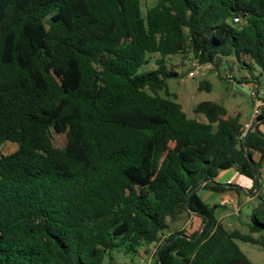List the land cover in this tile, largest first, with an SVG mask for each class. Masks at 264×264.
<instances>
[{
  "label": "trees",
  "instance_id": "obj_1",
  "mask_svg": "<svg viewBox=\"0 0 264 264\" xmlns=\"http://www.w3.org/2000/svg\"><path fill=\"white\" fill-rule=\"evenodd\" d=\"M179 54L211 70L235 58L251 76L233 79L264 88V0H157L145 13L142 0H0V149L17 145L0 153V264H116L113 251L149 246L156 264H253L237 241L264 248V122L241 139L239 114L204 101L188 117L158 95ZM230 168L259 199L246 223L258 239L228 232L198 196L224 192L215 179Z\"/></svg>",
  "mask_w": 264,
  "mask_h": 264
},
{
  "label": "rangeland",
  "instance_id": "obj_2",
  "mask_svg": "<svg viewBox=\"0 0 264 264\" xmlns=\"http://www.w3.org/2000/svg\"><path fill=\"white\" fill-rule=\"evenodd\" d=\"M156 1L157 0H142L143 12L145 13L146 9L153 6ZM189 57V55L179 54L164 59L166 67L176 72L178 77L170 78L166 81L167 94L165 91H158V95L179 103L188 117L197 119H201V116L195 115L193 110L199 103L204 101L217 103L222 105L232 116L240 113L241 122L244 125L251 117L254 107L249 89L241 88L233 84V82H227L222 79V77L228 74L236 79H241L244 76L250 77L251 72L242 67L235 58H228L224 59L222 62L220 61L215 70H208L191 75ZM158 58V55L152 56L150 64L143 70L156 69L155 61ZM257 73L258 69L256 68L253 74L256 75ZM205 82L210 84V91L199 89L200 85ZM48 137L54 148L62 149L65 147L67 138L64 134H59L54 130H50L48 132ZM16 150V144L7 142L0 149V153L9 155ZM258 204V200L244 203L240 211V216H236L232 208H221L219 213H224L225 217L219 222L230 233L239 232L243 236L258 239L259 236L250 233L246 226V223L249 222L252 210L256 208ZM187 222L188 220L185 216L177 221L170 220V231L181 230L187 227ZM237 244L253 264H264V248L241 241H237ZM112 255L116 264H145L146 262L144 260L145 256L142 257L139 254H124L120 250L113 251ZM103 264H109L107 258L104 260Z\"/></svg>",
  "mask_w": 264,
  "mask_h": 264
},
{
  "label": "crops",
  "instance_id": "obj_3",
  "mask_svg": "<svg viewBox=\"0 0 264 264\" xmlns=\"http://www.w3.org/2000/svg\"><path fill=\"white\" fill-rule=\"evenodd\" d=\"M237 114L240 115V113ZM251 117L247 120V122L251 120ZM259 130L262 134H264V124H261L259 126ZM253 158L255 161H257L258 154L254 153ZM260 172L262 173V170ZM215 181L225 186L226 190L222 193H217L209 190H200L198 192V196L206 205H208L210 208L214 210V215L218 221H220L225 217L224 213H219L221 208H227V209L233 208L232 206L234 205V206H238L241 211V208L242 206H244V203L254 200H258L259 202V199L256 195L253 196V194H248L246 191L237 188L236 185L241 184V179L239 173L234 168H230L219 172ZM228 181H230L232 184L228 185L227 184ZM154 251L155 250L153 246L142 248L140 250L139 255L142 257L145 256L144 257V260L146 261L145 264H156Z\"/></svg>",
  "mask_w": 264,
  "mask_h": 264
},
{
  "label": "built area",
  "instance_id": "obj_4",
  "mask_svg": "<svg viewBox=\"0 0 264 264\" xmlns=\"http://www.w3.org/2000/svg\"><path fill=\"white\" fill-rule=\"evenodd\" d=\"M238 19H234V23H237ZM190 58V73L191 75L198 74L200 72L208 71L211 70V65L210 64H201L199 63L196 59L189 57ZM227 82H233V84L238 85L241 88H247L249 89V93L252 97L254 107H253V112H252V117L251 120L247 123L244 124V128L241 134V139L245 138L247 135L248 130L251 128L252 124L256 122L257 118L264 113V88H261L257 90L255 84H242L238 83L233 79V76L228 75L226 77ZM228 185H231L232 183L230 181L227 182ZM260 187L261 189H264V169H262V173L260 176ZM233 208V213L236 216H240V209L237 206H232Z\"/></svg>",
  "mask_w": 264,
  "mask_h": 264
},
{
  "label": "water",
  "instance_id": "obj_5",
  "mask_svg": "<svg viewBox=\"0 0 264 264\" xmlns=\"http://www.w3.org/2000/svg\"><path fill=\"white\" fill-rule=\"evenodd\" d=\"M258 122H264V118L260 119L259 121H256V122L254 123V126H255ZM255 181H256V185H257V179H256ZM182 236H183V235H177V236H176L175 238H173L171 241H169L168 243L162 245V246L156 251V255L158 256L159 251H160V249H161L162 247H164L165 245H168V244L172 243L173 241H175V240L178 239V238H181ZM158 262H159V264H161L160 260H159Z\"/></svg>",
  "mask_w": 264,
  "mask_h": 264
}]
</instances>
